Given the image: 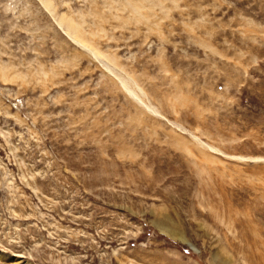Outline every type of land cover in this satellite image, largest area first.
<instances>
[{
	"label": "rangeland",
	"instance_id": "obj_1",
	"mask_svg": "<svg viewBox=\"0 0 264 264\" xmlns=\"http://www.w3.org/2000/svg\"><path fill=\"white\" fill-rule=\"evenodd\" d=\"M50 1L0 0V264H264V0Z\"/></svg>",
	"mask_w": 264,
	"mask_h": 264
},
{
	"label": "bare ground",
	"instance_id": "obj_2",
	"mask_svg": "<svg viewBox=\"0 0 264 264\" xmlns=\"http://www.w3.org/2000/svg\"><path fill=\"white\" fill-rule=\"evenodd\" d=\"M146 1V0H145ZM142 2V0H141ZM43 6L46 10H49V5L51 3V1H43ZM134 3V2H133ZM143 3V2H142ZM130 5V4H129ZM140 4H136V6H133L134 9L138 8ZM143 6V5H142ZM144 7V6H143ZM141 8V7H140ZM127 9V7H126ZM144 9V8H141ZM50 11V10H49ZM131 11V10H130ZM136 11L139 12V10L137 9ZM134 11H132L133 13ZM134 14V13H133ZM139 14V13H138ZM138 14L136 13V16H138ZM132 15V14H131ZM135 15V14H134ZM134 17V16H133ZM147 17V16H146ZM143 18V17H141ZM54 23L56 24L57 28L63 33V35H65L67 38L71 39L75 44L81 46L82 48L86 49L88 52L91 53V55L94 56V58L102 61V57L104 56L98 49H96L95 47H93L92 45H90L88 39L86 38V35L84 34L82 29V25L76 21L75 19H73V17H66V16H61L60 19H54ZM64 24L66 25V27L64 26ZM86 31V30H85ZM93 32V31H92ZM96 36V34H95ZM94 45V44H93ZM109 60V59H108ZM104 63V62H103ZM103 65V64H102ZM106 70L114 75L115 79L119 82L122 90L124 92H126V94L133 98L134 100H136L139 103H144L143 99L141 97V94L143 95V90L142 88L136 83V81L131 78V77H122L121 75L118 74V72L116 73V71L114 70V68L110 65L107 64ZM0 71H2L0 69ZM6 71V70H5ZM7 72V71H6ZM5 72V73H6ZM4 73V72H3ZM3 77L5 78V80H9L8 75L6 76V74H3ZM11 77V76H10ZM12 81V80H11ZM10 82V81H9ZM148 108H150L152 110L151 107L147 106ZM154 111V110H153ZM155 112V111H154ZM157 113V112H156ZM21 264V263H20Z\"/></svg>",
	"mask_w": 264,
	"mask_h": 264
}]
</instances>
